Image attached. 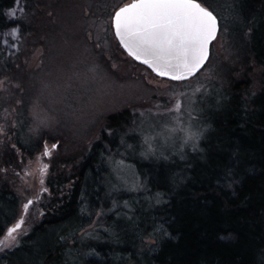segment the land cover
Segmentation results:
<instances>
[{"label": "trees", "instance_id": "16d2710c", "mask_svg": "<svg viewBox=\"0 0 264 264\" xmlns=\"http://www.w3.org/2000/svg\"><path fill=\"white\" fill-rule=\"evenodd\" d=\"M126 1L0 0V238L19 215L27 161L41 155L48 166L34 217L0 264H264V0H206L220 22L207 64L219 58L212 50L222 31L239 38L229 43L235 62L211 96L195 151L123 157L128 144L144 149L128 107L103 113L86 137L62 120L31 116L40 69L29 76L16 60L25 41L42 47L44 68L55 29L70 24L78 44L87 33L93 44ZM12 27L19 40L9 55L2 34ZM118 156L134 163L143 191L107 192Z\"/></svg>", "mask_w": 264, "mask_h": 264}, {"label": "rangeland", "instance_id": "374dc122", "mask_svg": "<svg viewBox=\"0 0 264 264\" xmlns=\"http://www.w3.org/2000/svg\"><path fill=\"white\" fill-rule=\"evenodd\" d=\"M208 5L216 12L213 6ZM13 29L16 30L14 36ZM97 32L99 39L93 44L88 41L90 33L85 34L84 41L78 44L71 37V34L77 36L78 31L72 30L70 24L55 29L44 68L45 60L40 58L42 47L37 42L34 47L35 42L25 41L20 58L16 60L29 76L28 71L40 69L36 71L40 72L36 76L40 79L33 78L36 86L29 91L33 97L29 101L31 116L39 117L40 114L47 124L62 120L68 123L71 132L75 131L73 133L79 134L78 136L86 137V131L98 126L103 113L128 107L138 113L139 121L135 130L141 139V150L142 147L144 149L133 151V145L128 144L123 157H148V154L166 157L169 151L181 157L185 150H197L198 142L208 127L206 119L214 103L211 96H214L215 88L235 62L236 51L229 48V43H236L239 36L233 30H229L226 35L222 31V36L216 40L212 50L213 56L219 58H212L190 81L174 84L157 78L148 69L136 65L132 59L121 54L116 49L117 41L110 24ZM102 36L103 40L100 39ZM18 40V30L15 27L2 34V42L9 55L16 52ZM221 64L225 69L222 72L218 69ZM255 70L259 72V68ZM2 81L0 79V87ZM177 99L182 104L179 114L169 111ZM27 163L24 179L19 187L20 208L15 221L16 223L23 215L24 224L16 234V241L34 217L37 201L46 190L47 170L43 174L40 171L46 164L41 155ZM136 171L134 163L118 156L113 161L110 176L107 178V192L110 194L118 188L143 191L145 185ZM29 200L33 203L28 212L24 213L23 206ZM111 208L112 204L109 209ZM93 225L94 223L91 227Z\"/></svg>", "mask_w": 264, "mask_h": 264}, {"label": "snow or ice", "instance_id": "6c2138e0", "mask_svg": "<svg viewBox=\"0 0 264 264\" xmlns=\"http://www.w3.org/2000/svg\"><path fill=\"white\" fill-rule=\"evenodd\" d=\"M21 2L16 0L17 4ZM111 22L120 45L130 56L157 75L175 81L187 80L201 69L208 59L209 45L220 29L219 17L206 0H133L119 7ZM15 34L13 29L12 35ZM181 108L177 99L169 111L179 114ZM55 148L53 144L52 149ZM50 155L51 149L45 146L43 156ZM47 167L45 164L41 168L42 174ZM32 203L29 200L23 206L24 213ZM23 224L22 215L7 228L0 238V250L12 246Z\"/></svg>", "mask_w": 264, "mask_h": 264}, {"label": "water", "instance_id": "95a60500", "mask_svg": "<svg viewBox=\"0 0 264 264\" xmlns=\"http://www.w3.org/2000/svg\"><path fill=\"white\" fill-rule=\"evenodd\" d=\"M133 2V0H131V1H129V2H127V3H125V4H123L122 6H124V5H126V4H129V3H132ZM122 6H120V7H122ZM118 10V9H117ZM114 14V13H113ZM112 14V15H113ZM112 17V16H111ZM111 25H112V22H111ZM112 30H113V34H114V36H115V39H116V41H117V43L119 44V46H120V48L123 50V52L127 55V56H129L134 62H136L137 64H140V65H142V66H144L145 68H147L154 76H156V77H158V78H161V79H165V80H169V81H173V82H184V81H187V80H190V79H192L193 77H195L204 67H205V65L207 64V62H208V60H209V57H210V54H211V45H212V43H213V41L210 43V45H209V51H208V59L205 61V63H204V65L201 67V69L195 74V75H193V76H191L189 79H187V80H181V81H175V80H171V79H169V78H167V77H161V76H159V75H157L153 70H152V68H150L148 65H146V64H144V63H141L139 60H136V59H134L132 56H130L129 54H128V52L120 45V42H119V40H118V38L116 37V34H115V29L112 27ZM218 33H219V31H218ZM218 33H217V35H218Z\"/></svg>", "mask_w": 264, "mask_h": 264}, {"label": "flooded vegetation", "instance_id": "af4514ba", "mask_svg": "<svg viewBox=\"0 0 264 264\" xmlns=\"http://www.w3.org/2000/svg\"><path fill=\"white\" fill-rule=\"evenodd\" d=\"M218 36V35H217Z\"/></svg>", "mask_w": 264, "mask_h": 264}]
</instances>
